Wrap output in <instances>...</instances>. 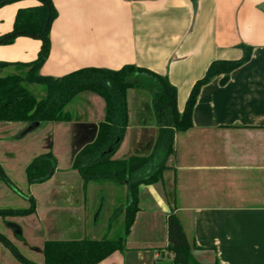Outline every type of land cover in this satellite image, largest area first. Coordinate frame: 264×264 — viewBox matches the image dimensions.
Here are the masks:
<instances>
[{"label": "crops", "instance_id": "1", "mask_svg": "<svg viewBox=\"0 0 264 264\" xmlns=\"http://www.w3.org/2000/svg\"><path fill=\"white\" fill-rule=\"evenodd\" d=\"M52 2L58 15L50 27L51 51L42 75L62 77L85 67L116 70L127 64L148 68L166 75L177 88L180 113L213 61L237 60L244 55L243 47L252 48L249 62L226 84L218 76L202 88L193 127L175 134L174 152L167 160L170 168L160 182L139 186V211L125 238L126 249L99 264H173L166 222L172 213L180 219L200 264H264V0ZM39 4L20 0L0 7V35L13 29L19 9ZM40 47V40L18 37L10 45H0V61L30 62ZM14 72L18 73L14 68L5 71ZM81 102L80 113L69 110L72 121L56 123L58 128L65 126L64 148L72 156L95 138L105 116V101L85 95ZM149 102L153 104L150 91L128 90L129 125L112 159L152 152L159 130L154 121L143 119ZM48 151L56 157L57 168L41 183L48 185L36 198L35 211L4 218L21 227L22 238L13 237L10 227L4 234L0 230L35 264H44L47 240L124 235L127 186L101 180L84 187L74 169L79 177L58 176L55 140ZM5 190L0 185V205L12 199ZM33 216L38 220L36 231L30 221H21ZM0 264L25 263L16 261L0 240Z\"/></svg>", "mask_w": 264, "mask_h": 264}, {"label": "trees", "instance_id": "2", "mask_svg": "<svg viewBox=\"0 0 264 264\" xmlns=\"http://www.w3.org/2000/svg\"><path fill=\"white\" fill-rule=\"evenodd\" d=\"M20 0H0V7ZM39 5L17 11L13 29L0 35V45H10L21 36L40 40L36 59L30 62L0 61V123L70 122L73 114L70 103L83 92H92L105 101V116L98 124L95 138L73 158L72 169L77 170L84 187L89 182L109 180L127 186L124 235L118 239L47 240L44 243V264H99L116 251H124L125 238L131 232L139 211V186L153 185L162 180L170 167L169 156L174 152L176 133L193 127V114L202 88L220 76L226 84L231 74L249 62L252 48L243 47L244 55L237 60L213 61L204 76L192 87L184 110H178V91L166 75L148 68L127 64L120 69L85 67L62 77L44 76L41 69L50 56V27L58 13L52 0H38ZM17 72L6 74V69ZM42 85L45 96L39 99L25 84ZM129 89L147 90L153 95V110L159 130L153 150L148 156L112 159L129 125L127 92ZM57 168V159L51 151L33 158L25 168L29 185L49 180ZM118 210V209H116ZM33 207L12 214L29 215ZM167 249L173 264H200L191 252L183 225L174 213L167 217ZM0 240L11 243L0 235ZM25 264H35L19 257Z\"/></svg>", "mask_w": 264, "mask_h": 264}, {"label": "rangeland", "instance_id": "3", "mask_svg": "<svg viewBox=\"0 0 264 264\" xmlns=\"http://www.w3.org/2000/svg\"><path fill=\"white\" fill-rule=\"evenodd\" d=\"M25 85L29 91L39 99H42L46 94L42 85L27 83ZM85 95H94L104 103L101 97L91 92H83L68 106V110H71L75 115L80 113L77 112V109L83 107L84 104L81 101H83ZM143 108L145 111V117L143 119H146L148 122L154 121V123H156L152 102L144 105ZM57 125L58 124L52 122H44L36 127H32L31 124L28 123H0V185L3 189H6L7 195H10L12 198L10 200L5 199L2 202L3 204L0 205V216L3 217L0 219V230L3 234L5 233L4 230L10 227L15 235H13V237L22 238L20 234L18 235L16 233V229L12 228V225L17 224L12 223V221H7L8 219L4 218L11 216L12 210L15 211L14 209L21 211L30 207L35 208L37 204L36 198H38L40 194L43 195L45 193V187L48 183L29 185L26 179L25 167L33 158L48 151L49 146L53 144V140L56 142V151L60 159V170L57 171V175L79 177V173L74 171L70 166L74 155L72 156V153L64 148L67 145L65 140L66 135L63 134L65 126L58 128ZM27 129L30 130L27 131ZM40 206L41 208L44 207V201L41 202V199ZM21 219V221L26 219L25 222L30 221L31 228H34L36 231V225L38 224L36 216ZM9 248L11 249V246ZM15 250L14 252L11 250L13 257L16 261H21L19 257L22 255L21 252H25L24 249L18 248ZM36 262H38V260ZM164 264L169 263L164 262Z\"/></svg>", "mask_w": 264, "mask_h": 264}, {"label": "water", "instance_id": "4", "mask_svg": "<svg viewBox=\"0 0 264 264\" xmlns=\"http://www.w3.org/2000/svg\"><path fill=\"white\" fill-rule=\"evenodd\" d=\"M30 124H31L32 127H36V126H38V125L40 124V122H33V123H30ZM29 130H30V129H27V131H29ZM12 227L16 229V232H17L18 234H21V229H20V227H18L17 225H12Z\"/></svg>", "mask_w": 264, "mask_h": 264}]
</instances>
